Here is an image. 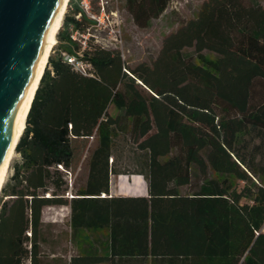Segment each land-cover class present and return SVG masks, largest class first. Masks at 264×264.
Returning a JSON list of instances; mask_svg holds the SVG:
<instances>
[{
    "label": "trees",
    "instance_id": "obj_1",
    "mask_svg": "<svg viewBox=\"0 0 264 264\" xmlns=\"http://www.w3.org/2000/svg\"><path fill=\"white\" fill-rule=\"evenodd\" d=\"M74 1L1 190L0 264H264V4L204 0L152 62L130 66L72 38L92 22ZM128 2L145 27L169 0ZM126 136L149 195L102 196L111 173L131 174L116 164ZM86 149L87 175L72 181ZM55 205H69L80 249L68 262L43 250V211Z\"/></svg>",
    "mask_w": 264,
    "mask_h": 264
},
{
    "label": "rangeland",
    "instance_id": "obj_2",
    "mask_svg": "<svg viewBox=\"0 0 264 264\" xmlns=\"http://www.w3.org/2000/svg\"><path fill=\"white\" fill-rule=\"evenodd\" d=\"M87 1L90 7L86 14L92 22H89L85 32L80 31L77 34L78 41L82 44L83 41H86L85 46L97 44L105 48L117 49L127 64L134 66L140 62H152L157 57L164 38L177 30L185 21L196 17L204 0H169L164 12L158 17H152L145 27L136 23L128 0ZM260 1L264 4V0ZM81 3V0H75L73 6L81 7ZM205 53L213 55L209 51H205ZM111 111L116 112L114 107L111 108ZM93 141L94 135L90 136L88 147L93 144ZM119 143L120 148L116 153L117 167L122 171L136 172L141 168V161L136 157L140 152L135 150L134 143L129 139V136L121 137ZM87 153L86 149L82 160ZM18 161H20V155L16 153L5 183L10 181L13 172L12 166ZM83 172L81 171L79 174L81 179L84 177ZM183 190L187 191L188 189L184 187ZM69 218V207L54 206L44 209L43 220L46 224L47 242L43 244V250L46 254L50 251L56 252L55 255L51 254V257H47V260L51 261L58 256L68 262L72 256L80 253L79 247L70 237Z\"/></svg>",
    "mask_w": 264,
    "mask_h": 264
},
{
    "label": "water",
    "instance_id": "obj_3",
    "mask_svg": "<svg viewBox=\"0 0 264 264\" xmlns=\"http://www.w3.org/2000/svg\"><path fill=\"white\" fill-rule=\"evenodd\" d=\"M60 0H0V163Z\"/></svg>",
    "mask_w": 264,
    "mask_h": 264
},
{
    "label": "bare ground",
    "instance_id": "obj_4",
    "mask_svg": "<svg viewBox=\"0 0 264 264\" xmlns=\"http://www.w3.org/2000/svg\"><path fill=\"white\" fill-rule=\"evenodd\" d=\"M69 1L70 0H60L57 13L50 26V30L44 43L42 52L40 54L36 67L32 73L26 91L23 95V98L21 99L20 105L15 114L9 140L0 163V194L2 187L6 181L11 162L14 156L16 155V145L26 127L27 115L29 113L36 90L39 86L44 70L47 66L49 56L52 53L54 46L58 42L57 33L59 32V29L62 26L63 19L65 17L64 15L69 6Z\"/></svg>",
    "mask_w": 264,
    "mask_h": 264
},
{
    "label": "crops",
    "instance_id": "obj_5",
    "mask_svg": "<svg viewBox=\"0 0 264 264\" xmlns=\"http://www.w3.org/2000/svg\"><path fill=\"white\" fill-rule=\"evenodd\" d=\"M88 154V153H87ZM87 156V155H86ZM86 156H84L80 166L76 169L72 181L80 174L81 171H84V177H86L88 169L86 165ZM84 169V170H83ZM104 195L102 196H148V184L146 179L142 174L139 173H111L109 179V191H103ZM58 206V205H55ZM69 207V205H59ZM54 206H48L46 208H51ZM45 208V209H46ZM53 255V254H52ZM50 255V257L52 256Z\"/></svg>",
    "mask_w": 264,
    "mask_h": 264
},
{
    "label": "built area",
    "instance_id": "obj_6",
    "mask_svg": "<svg viewBox=\"0 0 264 264\" xmlns=\"http://www.w3.org/2000/svg\"><path fill=\"white\" fill-rule=\"evenodd\" d=\"M81 8L86 12H88L90 4L87 0H81ZM78 19L81 18V13H78L76 15ZM94 17V16H93ZM71 36L73 39L78 40L77 34H79L80 31L78 30H72ZM83 35V34H82ZM84 36V35H83ZM85 37V36H84ZM86 41H83V45L85 46ZM81 54V53H80ZM82 55V54H81ZM81 55H75L67 52H63V57L64 60H66L68 63L71 64L73 70L76 72L83 74V75H88L92 76L93 75V66L91 62L87 61L86 59L82 58ZM104 195V194H102Z\"/></svg>",
    "mask_w": 264,
    "mask_h": 264
}]
</instances>
